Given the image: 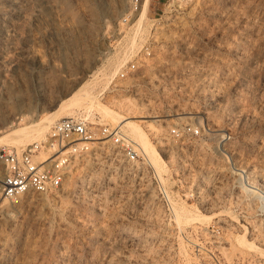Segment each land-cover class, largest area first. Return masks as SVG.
<instances>
[{
    "label": "rangeland",
    "instance_id": "1",
    "mask_svg": "<svg viewBox=\"0 0 264 264\" xmlns=\"http://www.w3.org/2000/svg\"><path fill=\"white\" fill-rule=\"evenodd\" d=\"M127 7L128 0H0V137L22 129L24 147L42 139L35 130L62 118L52 115L56 105L92 81L87 100L66 105L74 115L109 126L97 107L144 117L140 129L170 164L179 155L170 153L168 128L206 123L208 150L186 152L188 176L198 174V159L215 157L214 134L229 131L233 161L264 188V0H148L138 28L139 12L122 23ZM144 38L152 46L145 65L109 83L117 62ZM128 101L142 111H127ZM88 102L97 105L89 110ZM104 143L73 161L59 189L12 201L0 195V264H182L184 235L212 225L225 249L245 234L264 252V213H205L199 223H177L174 215L140 211L131 165ZM256 253L232 251L228 259L223 251L228 262L264 264Z\"/></svg>",
    "mask_w": 264,
    "mask_h": 264
},
{
    "label": "built area",
    "instance_id": "2",
    "mask_svg": "<svg viewBox=\"0 0 264 264\" xmlns=\"http://www.w3.org/2000/svg\"><path fill=\"white\" fill-rule=\"evenodd\" d=\"M140 6V0H128L122 23H127L139 12ZM151 53L148 38L137 39V43L134 42V46L129 47L117 62L109 83L112 80L125 81L128 75L145 65ZM211 132L206 123L193 121L175 123L168 128V136L173 142L170 153L179 155V158L170 164L159 152L161 160L170 168V178L166 181L165 175L153 167L140 145L120 126L93 123L82 114L58 118L50 124L42 139L29 143L22 150L17 152L8 146L0 147V195L12 201L22 195L45 194L59 189L73 161L90 152L94 143L105 142L135 169L132 176L136 184L134 194L142 212L174 215L175 204L182 201L202 213H264V188L251 180L252 176L245 167L233 161L229 131L214 134L216 143L211 153L215 157L210 161L198 159V174L183 175V169L191 161L184 155L188 150L189 154H204L208 149L201 139L213 135ZM201 171L203 175H200ZM149 193L152 194V202L148 198ZM181 243L186 255V260L181 259L182 264H259L239 258L228 262L223 255L225 246L221 230L215 225L209 230L199 226L190 229Z\"/></svg>",
    "mask_w": 264,
    "mask_h": 264
},
{
    "label": "bare ground",
    "instance_id": "3",
    "mask_svg": "<svg viewBox=\"0 0 264 264\" xmlns=\"http://www.w3.org/2000/svg\"><path fill=\"white\" fill-rule=\"evenodd\" d=\"M147 2L148 0H144L143 4L140 6L141 9H139V13H138V19H137V28L139 27L140 23L144 20V18H146V12H147ZM136 28V27H135ZM138 30V29H137ZM138 33V32H137ZM131 44V43H129ZM113 71V70H112ZM112 74V73H111ZM113 75V74H112ZM111 77V76H110ZM109 77V78H110ZM94 79H97V77H95ZM92 81H87V83H83L82 85H80L79 87H77V89H75L73 91V93L66 99H64L63 101L60 102V104L56 105V107L52 110V115L53 116H57V117H68L69 115H74V111L68 107H66L67 104H69L75 97L80 99V101H85L87 100L85 97H89L90 92L88 91V88L90 86ZM108 82V81H107ZM108 84V83H107ZM89 92V93H88ZM92 98V97H91ZM94 98V97H93ZM92 98V99H93ZM91 100V99H90ZM89 101V100H88ZM92 101V100H91ZM90 101V102H91ZM73 102V101H72ZM130 102V101H128ZM85 103V102H84ZM89 103V102H88ZM95 104V102H93ZM79 104V103H78ZM86 104V103H85ZM100 104V103H99ZM71 105V104H70ZM76 105H77V101H76ZM83 105V103H80V106ZM97 104L93 105L92 103H89V108H93V106L95 107ZM68 106V105H67ZM101 106H105L102 105ZM124 107H126L125 109L127 111H129L130 113L136 114V112L138 111V113H140L142 110L136 106L135 104H131L127 103L125 105H123ZM73 107V106H72ZM81 107H85V106H81ZM107 107V106H106ZM74 109V107H73ZM86 109V108H85ZM104 109V108H103ZM101 107H97V111L100 113L101 117L103 119H106L105 121H108L111 123L112 126H121L124 127L128 130L129 134H127L130 138H132L130 135L137 137L138 140H141V143L143 145L140 146L144 152L146 153L148 159L150 160L151 164L153 165V167L162 175L168 176L169 175V169L168 167H166V164H164V162L161 160V157L158 153V150L156 148V146H154V144L151 143L150 139L147 137V135H145V133L142 132V130L140 129V123L142 122H147V121H142L141 119H144V117H122V115H118V113H114V112H108V111H104ZM109 109V108H108ZM124 109V108H123ZM90 110V109H89ZM96 110V109H95ZM79 111V109L77 110ZM76 111V112H77ZM125 111V110H124ZM87 112V111H86ZM93 113V112H92ZM50 122V121H49ZM46 122L42 125H40L35 131L37 132V136L38 137H43L44 133H46V131L48 130L49 125L52 123V121L49 123ZM110 125V126H111ZM147 127H149V129L151 131H154L155 133H158L156 129L152 128L151 125H147ZM159 131V130H158ZM160 132V131H159ZM147 134V133H146ZM26 133L22 131V129L20 130H15L12 132H9L8 134H6L3 137H0V140H2L0 143H4L5 146L14 148L17 151H20V149L22 150V148H24L25 142H26ZM133 139V138H132ZM135 140V139H134ZM136 141V140H135ZM137 142V141H136ZM102 143V142H99ZM104 143V142H103ZM138 143V142H137ZM105 144V143H104ZM140 145V144H139ZM148 151V152H147ZM115 154V153H114ZM116 154H118L116 152ZM118 156V155H117ZM120 157V156H119ZM118 158V157H117ZM118 161L120 163L121 159L118 158ZM130 166V164H128ZM165 165V172H163V166ZM131 167V171L134 172L135 169ZM164 176V178H165ZM166 181H168V178H165ZM149 200L152 202V194L149 193L148 196ZM179 203H184V202H179ZM179 203L175 204L174 207V216L175 219L177 221V223H179L180 221L183 220V218H187L189 219V222H196L199 223L201 220L200 218L205 217L201 214H205L202 213L200 211H198L195 207L191 208V207H184L181 206ZM186 204V203H184ZM224 212H230V211H224ZM214 213H210V214H215ZM219 213V212H218ZM233 213V212H230ZM200 214V215H199ZM204 222V220H203ZM202 223V222H201ZM200 223V224H201ZM244 227V226H243ZM229 247L228 249L225 247L223 248V251L226 255V257L228 259H231V255H232V251L233 253L235 251L238 252H242V251H248V252H257L258 254H260L261 256H264V252L263 250L261 251V249L259 247H257L253 242H250L245 234L242 235H237L234 236L233 238L230 239L229 241ZM227 250H230L229 252H227ZM180 252L182 254L184 253L183 247H181ZM256 253V254H257ZM259 255V256H260Z\"/></svg>",
    "mask_w": 264,
    "mask_h": 264
}]
</instances>
